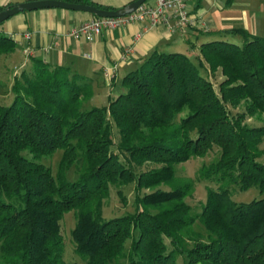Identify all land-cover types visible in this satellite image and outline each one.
<instances>
[{"label": "trees", "instance_id": "16d2710c", "mask_svg": "<svg viewBox=\"0 0 264 264\" xmlns=\"http://www.w3.org/2000/svg\"><path fill=\"white\" fill-rule=\"evenodd\" d=\"M234 33L241 45L207 42L194 58L153 52L123 77L122 94L90 109L91 80L69 67L33 60L29 71L12 69L13 99L0 105V264H68L60 221L69 212L84 264H264V125L246 124H264V37ZM14 50L0 34V57ZM206 66L223 77L217 89ZM215 148L195 178L177 176L178 165ZM57 151L54 175L41 161ZM196 182L216 185L199 213L186 202ZM128 184L134 212L104 219L110 187ZM233 187H255L260 198L235 202Z\"/></svg>", "mask_w": 264, "mask_h": 264}, {"label": "crops", "instance_id": "0c3cea01", "mask_svg": "<svg viewBox=\"0 0 264 264\" xmlns=\"http://www.w3.org/2000/svg\"><path fill=\"white\" fill-rule=\"evenodd\" d=\"M27 1L33 0H0V9ZM88 1L94 6L117 10L134 0ZM188 10L197 26L187 28L184 34L150 27L148 22L130 23L102 30L90 42L74 38L72 31L90 20L91 14L59 8L22 12L0 24V34L15 43L12 53L0 57V66L10 61L12 69L22 67L29 71L33 60H41L52 67H69L91 80L93 95L86 103L90 109L107 106L122 94L123 77L153 52H179L194 58L201 44L241 37L235 31L264 37V0H189ZM26 49L28 55L24 54ZM111 66H116L115 76L107 80L103 70ZM10 74L11 78L14 74ZM12 82L11 79L10 88Z\"/></svg>", "mask_w": 264, "mask_h": 264}, {"label": "rangeland", "instance_id": "374dc122", "mask_svg": "<svg viewBox=\"0 0 264 264\" xmlns=\"http://www.w3.org/2000/svg\"><path fill=\"white\" fill-rule=\"evenodd\" d=\"M149 1V0H148ZM146 1V2H148ZM241 37L232 36L229 38L228 42L234 43L237 45L242 44ZM16 63V62H15ZM197 63V62H195ZM10 72H12V66L10 61H4L0 66V82L2 86L0 87V105L8 106L13 99V94L10 92L9 88L11 85ZM201 73L209 79V81L213 84L214 88L217 89L218 84L223 80V77L220 74V71L215 73V75L210 76L207 66L206 70H201ZM12 94V95H11ZM12 96V97H11ZM232 113L242 111V107L238 109H231ZM246 124L252 127L263 126L264 124L258 119H247ZM112 139L114 142L118 140V131L113 126L112 128ZM261 150H264V139L259 147ZM114 150V149H113ZM62 152H55L50 158H43L42 163L49 167L52 173L55 175L57 172L59 160ZM217 150L216 148L210 152L205 158H192L186 163L180 164L176 167V174L179 177H188L195 178L197 170L199 167L205 163L208 164L216 158ZM259 162L264 163V153L258 159ZM67 180L72 181L76 177V170L72 167L66 172ZM216 188L214 183L209 182H196L194 186V193L192 197L187 198L186 202L192 207L193 213H199L201 210V205L205 202L206 199V187ZM117 190H120L123 197L126 199V203L123 204L117 194ZM232 200L238 203H248L254 199L260 198L259 192L257 188H250L247 191L240 192L236 187H233L231 192ZM134 184H128L121 188L110 187L109 198L105 201V204L102 209L103 218L108 220L116 217L123 216L128 213L134 212ZM75 225V217L73 212H69L65 214L60 221L61 232L64 238V260L68 264L76 263V264H84L79 257H77L74 253V243L71 239V231ZM166 244L168 243L165 241ZM126 250L129 248V241L125 244ZM118 264H128L125 259L120 260ZM180 264V261H179Z\"/></svg>", "mask_w": 264, "mask_h": 264}, {"label": "built area", "instance_id": "2783aa9c", "mask_svg": "<svg viewBox=\"0 0 264 264\" xmlns=\"http://www.w3.org/2000/svg\"><path fill=\"white\" fill-rule=\"evenodd\" d=\"M189 0H149L135 11L121 17H92L90 20L81 23L73 31L76 39H84L88 42L98 36L102 30L119 28L130 23L148 22L150 27H162L169 33L184 34L187 28L197 26L196 20L188 10ZM29 35H27V38ZM25 55L29 54L26 49ZM22 67H14V74ZM116 66L103 70V76L111 80L115 76Z\"/></svg>", "mask_w": 264, "mask_h": 264}, {"label": "water", "instance_id": "95a60500", "mask_svg": "<svg viewBox=\"0 0 264 264\" xmlns=\"http://www.w3.org/2000/svg\"><path fill=\"white\" fill-rule=\"evenodd\" d=\"M146 1L148 0H134L123 8L117 10H105L92 5L68 3L62 0H33L14 4L0 10V24L16 14L48 8H59L64 10L85 12L95 17L102 18L121 17L132 13Z\"/></svg>", "mask_w": 264, "mask_h": 264}]
</instances>
